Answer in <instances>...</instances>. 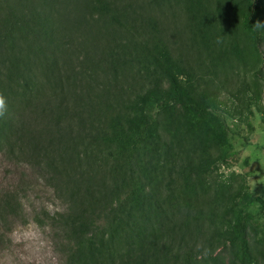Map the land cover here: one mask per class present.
<instances>
[{
    "label": "rangeland",
    "instance_id": "rangeland-1",
    "mask_svg": "<svg viewBox=\"0 0 264 264\" xmlns=\"http://www.w3.org/2000/svg\"><path fill=\"white\" fill-rule=\"evenodd\" d=\"M29 1L48 18L56 37L62 38L78 17L61 0ZM115 1L120 8L134 7L120 19L118 32L113 21V35L141 37L151 51L150 61L124 70L116 83L117 97L108 98L110 107L100 105L108 116L96 107L102 103L96 97L102 76L76 85L66 81L64 91L75 112L74 126L83 107L75 95L84 92L97 117L87 128L98 132L112 133L111 127L119 124L125 131H137L143 121L158 117V127L131 166L139 199L128 214H103L97 225L109 231L90 236L83 253L75 255L63 233L73 199L69 191H55L44 174L49 160L61 167L63 158L30 154L15 128H5L0 133V264H181L188 249L191 264H264L259 203L264 202V44L255 49L252 32L244 25L248 0ZM256 3L257 21L264 25V0ZM7 10L0 0V18ZM80 40L78 33L67 52L77 54L79 64L71 57L75 71H88L89 66L80 65L85 53ZM41 59L31 60L39 78ZM7 66L0 64V96L7 115L13 116L24 112L27 103L22 84L9 82ZM172 81L185 100L207 111L198 114L179 105L161 110L160 105L175 100ZM48 87L45 93L50 95ZM120 156L115 146L81 142L75 164L83 172L78 179L85 200L90 187L111 185ZM85 205L89 207L88 201ZM239 209L252 213L256 226L246 232L243 259L229 241Z\"/></svg>",
    "mask_w": 264,
    "mask_h": 264
},
{
    "label": "trees",
    "instance_id": "trees-1",
    "mask_svg": "<svg viewBox=\"0 0 264 264\" xmlns=\"http://www.w3.org/2000/svg\"><path fill=\"white\" fill-rule=\"evenodd\" d=\"M97 1L103 2V0ZM6 2L4 0L8 8L7 15H2L0 18V64L8 65L6 70L12 80L9 82L22 84V96L26 100L27 107L24 112L16 111L13 116L7 115L6 112L0 116V133L5 128H15L22 144L27 151H30V154L39 156V153L44 155L54 153L63 158L61 167L53 165V160H49L44 174L47 183L55 191L61 194L63 191L70 192L73 202L64 217L63 233L65 241L72 245L75 255L80 256L85 249V243L92 241L89 239L90 236L101 237L104 232L109 231L97 225L103 214L113 218L116 216L115 213L128 214L134 208V203L139 199L138 181L137 177L133 176L132 179L130 177L131 166L150 141L159 122L158 117L145 120L137 131H125L120 124L111 127L112 133L87 128L89 124L95 122L97 117L93 105L87 100V93L84 92V95H75L85 109L82 107V113L80 115L77 113L79 117L74 126L75 112L67 101L64 82L67 81L68 85H76L85 79H96L102 76L104 82L98 87L101 94L96 96L102 103H98L96 107L99 113H106L108 116V110L100 108V105L102 104L105 108L110 107L108 98L117 97L116 83L126 74L123 73L124 70L134 65L139 67L143 62L150 61L151 51L146 42L140 41L141 37L131 39L126 37L125 32L114 36V30L110 28L114 21L118 32L120 19L124 15L132 14L133 4L123 5L120 8L115 0L103 3L104 5L94 4L92 0H61L60 3L66 6L64 9L73 11L78 17L71 22V29L63 30V37L60 38L50 30L48 25L50 21L43 17L41 11L38 12L33 1L20 0L17 4ZM257 10L256 0H248L244 25L252 32L255 49L260 50L264 44V25H260L257 21ZM95 14L97 16L94 19ZM85 17L88 19H84ZM66 25H69L68 21L65 22ZM78 33L82 50L85 52L84 61L80 65L85 68L89 66L88 71L87 69L75 71L71 57L76 58L79 64L77 54L72 51L67 52L73 47V38ZM38 56L43 57L39 60L38 66V73L42 80L37 76L34 64L31 62ZM118 70H121V74L117 73ZM110 75L113 76L109 77ZM85 76L87 77L84 78ZM46 85L49 86L50 95L45 93ZM170 88L175 100L171 104L160 105L161 110L172 109L179 105L198 114L207 111L206 107H200L192 100H185L175 81H172ZM110 104L112 108V103ZM131 107L130 104L128 110ZM128 114L129 111L126 116ZM85 115L87 117L84 119ZM84 140L91 144L100 142L106 147L115 146L120 150L121 155L112 170L111 185H103L99 190H93L90 187L89 192L86 187L85 192L87 191L90 197L87 200L81 193L78 179L83 177V172L78 171V165L75 164L77 161L75 152ZM103 184H105L104 181ZM96 193L98 196H95ZM85 201H88L89 207L85 205ZM259 203L264 219V202ZM104 222L109 226L107 219ZM254 227H256L254 215L243 213L239 209L233 225L235 234L229 239L237 248L236 254L239 259L247 255L246 232L248 228ZM192 261L193 254L188 249L183 253L181 264H191Z\"/></svg>",
    "mask_w": 264,
    "mask_h": 264
},
{
    "label": "clouds",
    "instance_id": "clouds-1",
    "mask_svg": "<svg viewBox=\"0 0 264 264\" xmlns=\"http://www.w3.org/2000/svg\"><path fill=\"white\" fill-rule=\"evenodd\" d=\"M7 111L6 101L3 96H0V116H3Z\"/></svg>",
    "mask_w": 264,
    "mask_h": 264
}]
</instances>
